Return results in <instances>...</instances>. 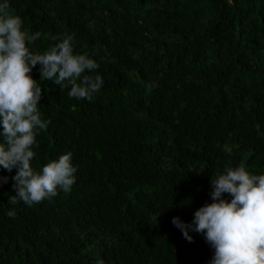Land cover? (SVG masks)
I'll return each mask as SVG.
<instances>
[{
	"label": "trees",
	"instance_id": "trees-1",
	"mask_svg": "<svg viewBox=\"0 0 264 264\" xmlns=\"http://www.w3.org/2000/svg\"><path fill=\"white\" fill-rule=\"evenodd\" d=\"M9 12L41 33L34 52L70 35L104 83L76 99L32 69L49 121L32 166L70 151L76 179L13 205L16 169H0V264H208L203 234L188 241L171 221L211 202L226 165L264 173V0H9Z\"/></svg>",
	"mask_w": 264,
	"mask_h": 264
},
{
	"label": "clouds",
	"instance_id": "clouds-1",
	"mask_svg": "<svg viewBox=\"0 0 264 264\" xmlns=\"http://www.w3.org/2000/svg\"><path fill=\"white\" fill-rule=\"evenodd\" d=\"M20 15L9 12V0H0V169H16L11 179L18 200L31 206L54 197L58 188L67 192L74 184L77 171L72 153L65 152L50 159L39 170L32 166L36 136L49 123L42 119L38 105L42 87L31 75L39 63L40 80L51 81L76 99L93 98L104 80L97 72L96 60L88 53L74 51L72 37H53L57 42L42 53L31 50L41 36L30 32ZM231 149L225 145V151ZM7 176H0L6 183ZM211 202L195 210L191 222L178 216L172 223L192 241L190 231L202 233L214 250L208 264H264V173L254 174L243 162L225 166L212 176ZM228 193L230 199L225 198ZM9 217L15 211H6ZM93 264H104L97 259Z\"/></svg>",
	"mask_w": 264,
	"mask_h": 264
}]
</instances>
